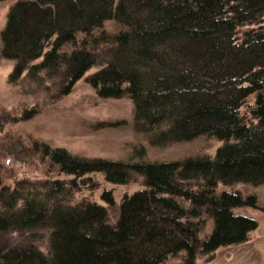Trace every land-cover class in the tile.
Returning a JSON list of instances; mask_svg holds the SVG:
<instances>
[{"label":"trees","instance_id":"trees-1","mask_svg":"<svg viewBox=\"0 0 264 264\" xmlns=\"http://www.w3.org/2000/svg\"><path fill=\"white\" fill-rule=\"evenodd\" d=\"M0 57L15 61L13 76L60 83L62 94L98 66L97 95L128 97L151 144L220 143L180 160L114 161L35 142L64 177L0 187V264H197L255 230L233 211L255 196L230 189L264 185V0H16ZM96 173L143 185L116 201L101 190L104 205L76 200Z\"/></svg>","mask_w":264,"mask_h":264},{"label":"rangeland","instance_id":"rangeland-1","mask_svg":"<svg viewBox=\"0 0 264 264\" xmlns=\"http://www.w3.org/2000/svg\"><path fill=\"white\" fill-rule=\"evenodd\" d=\"M15 1L0 3V46L1 32L9 8ZM109 25L105 27L108 29ZM14 67V60L0 57V187H12L20 180L64 177L41 157L34 147L35 142L64 147L79 157L114 161L180 160L213 152L220 144L212 139L164 147L151 144L144 132L134 128L133 103L128 97L104 99L97 95L88 79L99 69L98 66L90 68L64 94L59 90L60 83L54 86L51 80L38 81L25 72L13 76ZM140 150L145 151L144 157L134 158ZM91 178L76 192V200L96 201L104 205L99 194L101 190H109L116 201L143 185L139 175H131L125 184L108 183L100 173L93 174ZM224 189L229 188L218 187V191ZM230 190H238L243 196H255V207L233 211L255 219L257 227L240 244L199 255L197 264H264V185L238 184ZM109 212L114 220L117 205L110 207ZM205 219L201 238L211 229L210 219ZM7 237L12 245L23 241V234L17 232ZM174 262H177L176 257L169 261L170 264Z\"/></svg>","mask_w":264,"mask_h":264}]
</instances>
